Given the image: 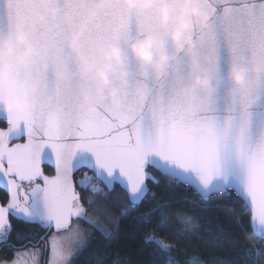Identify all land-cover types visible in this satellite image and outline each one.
Returning a JSON list of instances; mask_svg holds the SVG:
<instances>
[{
	"label": "snow or ice",
	"instance_id": "6c2138e0",
	"mask_svg": "<svg viewBox=\"0 0 264 264\" xmlns=\"http://www.w3.org/2000/svg\"><path fill=\"white\" fill-rule=\"evenodd\" d=\"M230 2V16L209 11L210 30L201 51L209 56L210 70L230 62L247 63L251 54L264 47V0ZM208 3L201 0L205 11ZM52 7L58 9L56 15L49 13ZM12 26L25 31L37 55L23 66L9 61L10 66L0 72V96L19 97L31 84L36 86L34 95L50 103L39 114L29 110L15 119H0V245L5 252L12 251L9 242L14 234L17 242L33 241L32 250L15 251L12 260L0 264H42V258L43 264H73V242L82 241L86 234L81 221L92 224L109 248L118 226L102 212L96 197L106 199L119 185L127 199L122 212L126 214L149 194L155 197L149 188V182L160 183L154 170L205 201L223 192L225 199L240 205L238 210L230 209L237 225L247 224L264 240V89L249 83L231 100L218 89L214 103L202 98L189 108L174 94V73L165 80L136 70L137 78L124 91L119 108L105 103L89 116L80 93L81 89L90 91L93 82L74 79L65 85L57 78L69 67L63 63L65 35L78 33L85 46L89 41L123 46L132 35L152 29L159 33L155 3L130 10L121 0H5L0 33ZM159 34L167 45V37ZM130 64L135 69V63ZM179 71L190 81L187 67ZM133 87L148 90L143 101L137 99ZM61 107L68 111V118L57 110ZM80 143L87 154L69 159L65 149ZM46 165L51 173L46 172ZM112 199L119 202L120 195ZM93 213L104 215L113 228L93 220ZM140 222L155 223L160 232L168 231L173 223L160 205L140 217ZM20 223L38 226L46 233L22 235L16 232ZM185 235L194 233L176 229L177 243ZM90 242L82 243L79 252ZM146 243L154 246L153 264H160V257L166 258L164 264H179L173 256L176 249L155 233ZM108 256L105 251L104 264Z\"/></svg>",
	"mask_w": 264,
	"mask_h": 264
},
{
	"label": "clouds",
	"instance_id": "9594fccd",
	"mask_svg": "<svg viewBox=\"0 0 264 264\" xmlns=\"http://www.w3.org/2000/svg\"><path fill=\"white\" fill-rule=\"evenodd\" d=\"M126 9H146L155 3L157 27L159 33L167 37V45L156 29L140 36L132 35L123 42V46L113 43L97 45L92 41L82 45L78 33L69 32L64 37L63 63L68 70L61 71L57 78L70 85L74 79L91 80L93 87L81 89V100L89 116L95 115L105 103L119 108L124 91L136 80V70L150 74L156 79H167L175 74L174 94L186 107L197 105L202 98L215 102L217 90L220 89L226 99L245 89L249 83L264 89V47L251 54L247 63H228L226 67H208L209 56L201 51L206 47L207 33L210 30L209 11L213 15L230 16L233 8L230 0H209L208 11L201 6V0H121ZM5 0H0V9ZM58 9H49L56 15ZM196 33L195 39L193 33ZM125 49L127 51H125ZM37 55L36 49L29 42L25 31L17 26L0 33V72L10 65L23 66ZM135 63V69L131 66ZM187 67L191 72L190 81H185L179 69ZM138 100L143 101L148 94L146 88L133 87ZM35 85H28L19 97L8 99L0 96V119L33 110L37 114L49 106L48 99H38L34 93ZM65 118L69 113L64 108L57 109ZM87 154L86 146L65 149L69 159H78ZM223 194V192H220ZM259 237L255 231L249 240Z\"/></svg>",
	"mask_w": 264,
	"mask_h": 264
},
{
	"label": "trees",
	"instance_id": "16d2710c",
	"mask_svg": "<svg viewBox=\"0 0 264 264\" xmlns=\"http://www.w3.org/2000/svg\"><path fill=\"white\" fill-rule=\"evenodd\" d=\"M45 170L47 173L52 172L47 166ZM154 175L160 181L158 185L149 182V188L155 193V197L149 194L143 203L130 208L126 214L122 212L127 199L117 185L115 192L106 199L96 197L102 212L116 220L118 230H115L111 246L106 249L103 236L92 225V235L86 244L89 239L91 242L84 251L76 254L73 264H104L105 251L109 253L107 264H153L154 246L146 243V238L153 233L176 249L173 256L179 264H189L192 261L195 264H251L253 260L264 261V240L256 237L249 240L251 228L247 224L243 228L239 227L235 212L230 211L239 209L237 201L225 199L224 194H214L204 201L196 192L169 182L167 177L155 170ZM114 195H120L119 202L112 199ZM157 205L172 218L173 223L168 231L160 232L155 223L144 225L140 222V217L150 213ZM91 216L93 220L113 228L104 219V215L93 213ZM158 217L159 213L153 217V221ZM33 228L37 229L36 233L31 232ZM176 229L194 235H185L177 243ZM45 231L38 226L23 223L16 226V232L22 235H43ZM9 243L13 245V250L9 252H5L0 245V260L10 259L16 250L33 245L31 240L17 242L15 234ZM165 259L160 257V264H164Z\"/></svg>",
	"mask_w": 264,
	"mask_h": 264
},
{
	"label": "rangeland",
	"instance_id": "374dc122",
	"mask_svg": "<svg viewBox=\"0 0 264 264\" xmlns=\"http://www.w3.org/2000/svg\"><path fill=\"white\" fill-rule=\"evenodd\" d=\"M80 224H81L82 229L86 230V234L83 237L82 241H74L73 242V252H74L75 255L79 252V249L81 247V244L82 243L83 244H86V242H87V240L89 238V235L88 234H90L91 228H92V224H89V223H86V222H83V221H81ZM48 234H50V233H48ZM40 247H42V245H37V248H40ZM32 248H33V245H29V246H27L25 248H22V249H19V250H16V251H27V250H32ZM48 255H49V253L46 252L45 253V258ZM13 258H14V254H13V257L12 258H10V259H4V260L1 259L0 262H2V261H10ZM42 264H43V258H42Z\"/></svg>",
	"mask_w": 264,
	"mask_h": 264
},
{
	"label": "water",
	"instance_id": "95a60500",
	"mask_svg": "<svg viewBox=\"0 0 264 264\" xmlns=\"http://www.w3.org/2000/svg\"><path fill=\"white\" fill-rule=\"evenodd\" d=\"M17 142H20V141H17ZM47 166V165H46ZM47 167H49V166H47ZM50 168V167H49ZM51 169V168H50ZM52 170V169H51ZM83 171V170H82ZM159 173V172H158ZM165 177V176H164ZM118 187H120L119 185H117ZM215 194H220V193H215ZM214 195V194H213ZM205 201V200H204ZM45 233H46V231H45ZM45 233L43 234V235H45ZM256 238H258V239H260L259 237H256ZM261 240V239H260Z\"/></svg>",
	"mask_w": 264,
	"mask_h": 264
},
{
	"label": "flooded vegetation",
	"instance_id": "af4514ba",
	"mask_svg": "<svg viewBox=\"0 0 264 264\" xmlns=\"http://www.w3.org/2000/svg\"><path fill=\"white\" fill-rule=\"evenodd\" d=\"M52 171V170H51ZM78 175V174H77Z\"/></svg>",
	"mask_w": 264,
	"mask_h": 264
}]
</instances>
